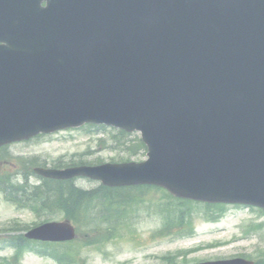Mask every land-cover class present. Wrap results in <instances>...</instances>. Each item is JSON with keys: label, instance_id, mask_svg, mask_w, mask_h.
<instances>
[{"label": "water", "instance_id": "water-1", "mask_svg": "<svg viewBox=\"0 0 264 264\" xmlns=\"http://www.w3.org/2000/svg\"><path fill=\"white\" fill-rule=\"evenodd\" d=\"M42 1L0 0V146L87 122L139 130L146 163L36 171L264 207V0Z\"/></svg>", "mask_w": 264, "mask_h": 264}, {"label": "rangeland", "instance_id": "rangeland-1", "mask_svg": "<svg viewBox=\"0 0 264 264\" xmlns=\"http://www.w3.org/2000/svg\"><path fill=\"white\" fill-rule=\"evenodd\" d=\"M139 139L138 133L122 136L117 130L112 129L96 131L84 128L78 131H65L51 137H41L9 146L7 151L11 155L15 158H25L27 163L26 166L10 164L13 167L9 171L15 173L18 170H27L33 163L28 159L37 160V163L49 167L69 163L80 165L142 162L147 159V151L141 150L134 155V152L123 148L124 144L137 146ZM76 183L85 190L99 186L98 182L85 179ZM143 199L144 203L139 200L142 204L132 208L133 211L128 208V213L124 216L126 220L129 218L128 221L122 222L124 225L117 230L118 235L110 241L98 246L79 247L78 244L72 246L74 251H79L85 264H165L164 259L170 256H174L178 264H197L244 256L256 262L264 260V228L255 234L243 236L245 228L249 225L264 226V214L245 207L227 206L224 218L219 223L211 224L203 220L202 213L204 214L205 210L199 205V214L192 220L195 235L174 241L170 237L153 238V235L158 234L163 228L162 218L154 213V204L159 206L160 202L164 201L163 193L145 192ZM148 206L151 207L150 210L146 209ZM99 208L90 210L89 220H93V216L101 215ZM45 218L35 217L27 211H17L0 196V229L13 225L22 226V229L34 228ZM50 220L61 221L62 214H57ZM17 222L21 223L15 224ZM84 226L82 229L85 232L92 228ZM9 254L10 251H6L2 256ZM23 264L57 263L28 253Z\"/></svg>", "mask_w": 264, "mask_h": 264}, {"label": "trees", "instance_id": "trees-1", "mask_svg": "<svg viewBox=\"0 0 264 264\" xmlns=\"http://www.w3.org/2000/svg\"><path fill=\"white\" fill-rule=\"evenodd\" d=\"M142 145V144H141ZM143 146V145H142ZM144 147V146H143ZM11 176L9 174L0 176V185L3 186L1 190L7 195L9 199L15 201L19 205H27L33 210L50 212H64L68 218L75 221L79 225L86 221L87 226H91V232H105L106 236L112 235V232L117 229L116 225L119 224L120 218L113 217L109 207L114 204L117 197L113 195L114 190H109L101 186L98 189L92 191H84L74 186L72 181L59 182L51 180H42L43 184L35 187H30L28 184V178H25L23 185L12 184L10 181ZM33 200V202H28ZM127 205L131 202L132 198H129ZM121 201V200H120ZM186 205L189 201H180V204ZM98 206L103 207L104 223H95L86 219L90 215V210L96 209ZM55 210V211H54ZM107 211V212H106ZM166 229H179L182 230L183 223L187 218L188 210L180 208L178 211L173 209H166ZM175 211V212H173ZM175 213V215H173ZM115 218L117 222L115 221ZM165 229V230H166ZM12 242L19 247H28L30 244L25 241L24 238H13Z\"/></svg>", "mask_w": 264, "mask_h": 264}]
</instances>
